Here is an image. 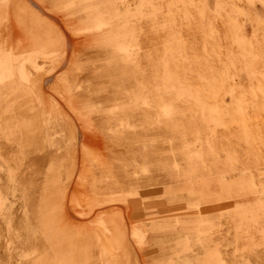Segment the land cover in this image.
Here are the masks:
<instances>
[{
  "label": "rangeland",
  "instance_id": "obj_1",
  "mask_svg": "<svg viewBox=\"0 0 264 264\" xmlns=\"http://www.w3.org/2000/svg\"><path fill=\"white\" fill-rule=\"evenodd\" d=\"M19 25L0 264H48L43 224L80 264H264V0H0V67Z\"/></svg>",
  "mask_w": 264,
  "mask_h": 264
},
{
  "label": "crops",
  "instance_id": "obj_2",
  "mask_svg": "<svg viewBox=\"0 0 264 264\" xmlns=\"http://www.w3.org/2000/svg\"><path fill=\"white\" fill-rule=\"evenodd\" d=\"M9 7L7 8L6 12L9 11ZM19 33L16 36L15 43H11L10 40H8V45L4 47L5 51H7L9 54V57L7 58V61L0 67V81L3 82L6 79L10 80L9 82L11 84H15L16 79L15 75L18 76V70H17V63L18 58L16 55L22 54L25 52L26 49V37H24V30L23 27L19 25L17 28ZM34 43L36 45L32 46V48H37V46L44 47L47 44L39 43L38 37L40 36L36 31H34ZM49 46V45H48ZM45 48V47H44ZM14 78V79H13ZM29 97V96H25ZM29 106L28 103H25V107ZM26 108H22V113H24L23 110ZM22 117L20 114L19 124L9 126V132H17V142L19 144H23L25 141H27V133L29 132V128L31 125H25L22 122ZM29 134V133H28ZM101 223L100 227L106 228L108 227L110 232V240L113 250L115 249V246L118 244V228H116L111 220H100ZM103 221V222H102ZM103 223V224H102ZM106 224V225H105ZM112 228V229H111ZM43 234L45 235V246L46 245H52V251L53 254L50 256L49 263L48 264H80V262L77 259V256H80L81 258H84V254H86L87 244H88V238L90 237L88 233H69V234H61L56 233L52 227H50L47 224L42 225ZM105 231L102 233L101 239L103 240V243L106 245V239H105ZM89 257L85 256V262L81 264H88ZM40 263L47 264L46 261H40Z\"/></svg>",
  "mask_w": 264,
  "mask_h": 264
},
{
  "label": "bare ground",
  "instance_id": "obj_3",
  "mask_svg": "<svg viewBox=\"0 0 264 264\" xmlns=\"http://www.w3.org/2000/svg\"><path fill=\"white\" fill-rule=\"evenodd\" d=\"M132 34V33H131ZM129 35V34H128ZM101 222V221H100ZM103 222V221H102ZM99 224H101V223H99ZM103 224V223H102ZM106 225V224H105ZM104 227V226H103ZM112 229V228H111ZM105 236V235H104ZM112 241V240H111ZM110 242V241H109ZM113 242V241H112Z\"/></svg>",
  "mask_w": 264,
  "mask_h": 264
}]
</instances>
